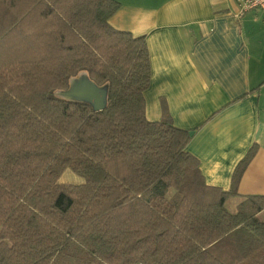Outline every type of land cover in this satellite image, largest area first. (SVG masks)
<instances>
[{
  "label": "trees",
  "instance_id": "trees-1",
  "mask_svg": "<svg viewBox=\"0 0 264 264\" xmlns=\"http://www.w3.org/2000/svg\"><path fill=\"white\" fill-rule=\"evenodd\" d=\"M120 7L0 0V264H264V195L227 208L254 148L207 185L195 131L146 117L148 44L112 27ZM81 73L106 110L56 96Z\"/></svg>",
  "mask_w": 264,
  "mask_h": 264
},
{
  "label": "crops",
  "instance_id": "crops-1",
  "mask_svg": "<svg viewBox=\"0 0 264 264\" xmlns=\"http://www.w3.org/2000/svg\"><path fill=\"white\" fill-rule=\"evenodd\" d=\"M116 1L112 27L148 44L147 119L166 110L177 128L195 131L187 150L207 185L224 191L254 148L233 207L264 195V11L237 20V0Z\"/></svg>",
  "mask_w": 264,
  "mask_h": 264
},
{
  "label": "water",
  "instance_id": "water-1",
  "mask_svg": "<svg viewBox=\"0 0 264 264\" xmlns=\"http://www.w3.org/2000/svg\"><path fill=\"white\" fill-rule=\"evenodd\" d=\"M56 96L66 101L90 105L96 113L102 112L108 107L109 85L99 86L87 73H81L73 77L69 87L58 91ZM191 135H194V132Z\"/></svg>",
  "mask_w": 264,
  "mask_h": 264
},
{
  "label": "built area",
  "instance_id": "built-area-1",
  "mask_svg": "<svg viewBox=\"0 0 264 264\" xmlns=\"http://www.w3.org/2000/svg\"><path fill=\"white\" fill-rule=\"evenodd\" d=\"M237 2L238 12L234 16L237 20H241L248 12L264 11V0H237Z\"/></svg>",
  "mask_w": 264,
  "mask_h": 264
},
{
  "label": "rangeland",
  "instance_id": "rangeland-1",
  "mask_svg": "<svg viewBox=\"0 0 264 264\" xmlns=\"http://www.w3.org/2000/svg\"><path fill=\"white\" fill-rule=\"evenodd\" d=\"M60 182L62 183H70V184H74V185H80V184H83L85 182V180L76 175L75 173H73L71 170H66L64 172V174L62 175L61 179H60ZM234 201L233 199H231L228 203H227V208L234 212L236 209L233 207L234 205Z\"/></svg>",
  "mask_w": 264,
  "mask_h": 264
}]
</instances>
